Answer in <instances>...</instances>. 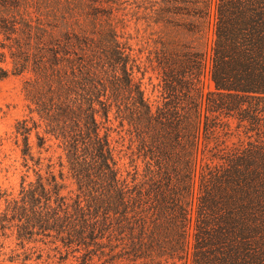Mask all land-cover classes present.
Returning <instances> with one entry per match:
<instances>
[{"label":"trees","instance_id":"obj_1","mask_svg":"<svg viewBox=\"0 0 264 264\" xmlns=\"http://www.w3.org/2000/svg\"><path fill=\"white\" fill-rule=\"evenodd\" d=\"M153 1L164 29L184 37L143 60L109 28L54 35L0 19L11 58L0 79L28 72L38 115L20 122L23 154L35 128L39 147L53 138L65 156L58 173L48 163L22 185L12 209L23 232L84 250L82 264H264V0ZM65 178L76 185L67 194Z\"/></svg>","mask_w":264,"mask_h":264},{"label":"rangeland","instance_id":"obj_2","mask_svg":"<svg viewBox=\"0 0 264 264\" xmlns=\"http://www.w3.org/2000/svg\"><path fill=\"white\" fill-rule=\"evenodd\" d=\"M157 6L153 0H0V19L16 18L20 23L24 19L40 21L50 25L54 35L64 31L92 35L101 28H109L127 52L133 56L139 54L143 60L153 45L160 46L166 39L181 41L184 37L181 32L164 29L163 22L157 20L154 13ZM188 39L193 40L191 36ZM3 41L4 35L0 33V65L11 69L10 54L1 47ZM205 42V38L195 41L199 48H204ZM2 53H5L4 58ZM141 75L140 71L135 72L136 78ZM27 77L28 72L9 73L0 79V264H82L84 250L68 249L59 238L45 236L36 228L32 234L23 232L25 219L12 209L13 200L21 197L22 185L35 182L38 173L46 176L48 163L54 165L55 173L60 168L59 161L65 163L64 153L55 139L46 141L43 147L37 145L35 128L28 136L30 152L23 154L24 134L19 131L20 122L27 119L28 125H32V119L38 120V115L30 112L23 88ZM142 82L149 102L153 106L160 103L162 95L156 74L147 72ZM38 130L42 133L43 127ZM111 138L118 147L115 131ZM230 140H236V137L232 136ZM38 158L40 165L36 164ZM63 170L66 174L67 169ZM65 183L67 187L62 190L63 194L76 188L71 178H65ZM91 264H99L96 257Z\"/></svg>","mask_w":264,"mask_h":264}]
</instances>
